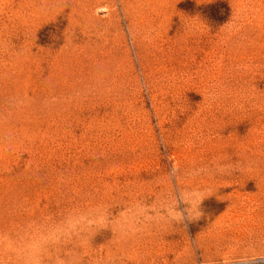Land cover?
Segmentation results:
<instances>
[{"label":"rangeland","instance_id":"obj_1","mask_svg":"<svg viewBox=\"0 0 264 264\" xmlns=\"http://www.w3.org/2000/svg\"><path fill=\"white\" fill-rule=\"evenodd\" d=\"M0 264H264V0H0Z\"/></svg>","mask_w":264,"mask_h":264}]
</instances>
